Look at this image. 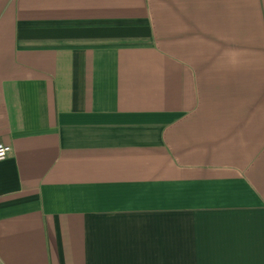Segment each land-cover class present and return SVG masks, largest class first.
Segmentation results:
<instances>
[{
	"label": "crops",
	"instance_id": "0c3cea01",
	"mask_svg": "<svg viewBox=\"0 0 264 264\" xmlns=\"http://www.w3.org/2000/svg\"><path fill=\"white\" fill-rule=\"evenodd\" d=\"M0 264H264V0H0Z\"/></svg>",
	"mask_w": 264,
	"mask_h": 264
},
{
	"label": "built area",
	"instance_id": "2783aa9c",
	"mask_svg": "<svg viewBox=\"0 0 264 264\" xmlns=\"http://www.w3.org/2000/svg\"><path fill=\"white\" fill-rule=\"evenodd\" d=\"M12 152V148L8 145L0 143V163L8 159Z\"/></svg>",
	"mask_w": 264,
	"mask_h": 264
}]
</instances>
